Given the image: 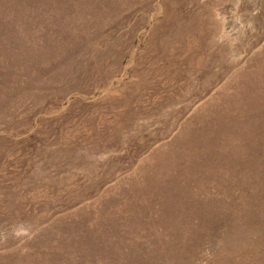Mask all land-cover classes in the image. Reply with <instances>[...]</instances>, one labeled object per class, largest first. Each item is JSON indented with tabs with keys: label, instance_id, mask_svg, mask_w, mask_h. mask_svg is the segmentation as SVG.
Returning a JSON list of instances; mask_svg holds the SVG:
<instances>
[{
	"label": "rangeland",
	"instance_id": "rangeland-1",
	"mask_svg": "<svg viewBox=\"0 0 264 264\" xmlns=\"http://www.w3.org/2000/svg\"><path fill=\"white\" fill-rule=\"evenodd\" d=\"M0 264H264V0H0Z\"/></svg>",
	"mask_w": 264,
	"mask_h": 264
}]
</instances>
